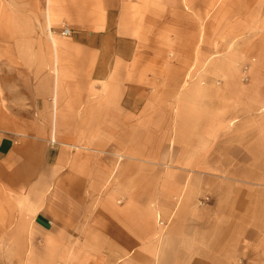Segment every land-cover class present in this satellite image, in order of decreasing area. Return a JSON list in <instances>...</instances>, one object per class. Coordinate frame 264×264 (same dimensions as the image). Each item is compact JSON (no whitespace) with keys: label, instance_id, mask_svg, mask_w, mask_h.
I'll use <instances>...</instances> for the list:
<instances>
[{"label":"crops","instance_id":"1","mask_svg":"<svg viewBox=\"0 0 264 264\" xmlns=\"http://www.w3.org/2000/svg\"><path fill=\"white\" fill-rule=\"evenodd\" d=\"M0 264H264V0H0Z\"/></svg>","mask_w":264,"mask_h":264},{"label":"built area","instance_id":"2","mask_svg":"<svg viewBox=\"0 0 264 264\" xmlns=\"http://www.w3.org/2000/svg\"><path fill=\"white\" fill-rule=\"evenodd\" d=\"M70 33H71V31L68 28L65 27L64 30H63V35L69 36Z\"/></svg>","mask_w":264,"mask_h":264}]
</instances>
